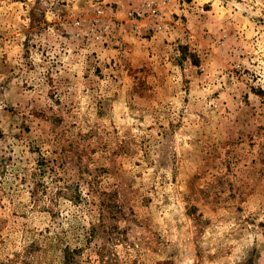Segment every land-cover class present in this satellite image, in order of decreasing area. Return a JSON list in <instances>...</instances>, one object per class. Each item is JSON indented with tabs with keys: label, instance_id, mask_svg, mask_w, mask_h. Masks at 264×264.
Segmentation results:
<instances>
[{
	"label": "rangeland",
	"instance_id": "obj_1",
	"mask_svg": "<svg viewBox=\"0 0 264 264\" xmlns=\"http://www.w3.org/2000/svg\"><path fill=\"white\" fill-rule=\"evenodd\" d=\"M0 264H264V0H0Z\"/></svg>",
	"mask_w": 264,
	"mask_h": 264
}]
</instances>
